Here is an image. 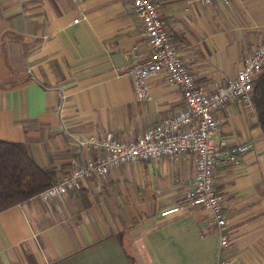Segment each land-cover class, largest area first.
Instances as JSON below:
<instances>
[{"label": "crops", "instance_id": "crops-1", "mask_svg": "<svg viewBox=\"0 0 264 264\" xmlns=\"http://www.w3.org/2000/svg\"><path fill=\"white\" fill-rule=\"evenodd\" d=\"M154 2L205 91L233 78L264 39V0ZM150 57L130 0H0V140L25 144L59 179L94 155L67 131L137 138L184 101L165 71L139 96L127 71ZM215 116L213 142L255 143L239 165L216 166L230 237L223 256L264 264V130L254 102ZM195 173L191 154L128 163L50 201L12 206L0 212V264H217L219 232L209 211L189 204Z\"/></svg>", "mask_w": 264, "mask_h": 264}, {"label": "built area", "instance_id": "built-area-1", "mask_svg": "<svg viewBox=\"0 0 264 264\" xmlns=\"http://www.w3.org/2000/svg\"><path fill=\"white\" fill-rule=\"evenodd\" d=\"M130 1L149 40L151 57L146 62L136 63L127 73L134 76L139 96L147 98L148 79L165 71L179 86L183 104L175 113L146 127L137 138L129 141L119 140L112 134L82 137L67 131L82 153L94 155L82 157L67 175L55 179L40 195L43 200L50 201L80 189L87 179L107 176L114 167L191 154L196 159V173L188 193L189 204L209 211L210 223L219 232L220 259L217 264H234L232 259L223 256V251L230 247L228 215L224 200L216 189L214 175L220 161L239 165L255 149V143L229 145L225 140L215 143L211 135L219 131L220 121L215 116L218 110L235 100L253 103L255 82L264 70V39L244 58L233 78L208 92L196 84L154 0ZM213 1L202 0L204 3ZM219 1L230 4L232 0ZM78 20L74 19L75 22Z\"/></svg>", "mask_w": 264, "mask_h": 264}, {"label": "trees", "instance_id": "trees-1", "mask_svg": "<svg viewBox=\"0 0 264 264\" xmlns=\"http://www.w3.org/2000/svg\"><path fill=\"white\" fill-rule=\"evenodd\" d=\"M260 75L253 102L264 130V72ZM55 178L54 170L42 168L32 159L25 144L0 140V212L39 195Z\"/></svg>", "mask_w": 264, "mask_h": 264}, {"label": "rangeland", "instance_id": "rangeland-1", "mask_svg": "<svg viewBox=\"0 0 264 264\" xmlns=\"http://www.w3.org/2000/svg\"><path fill=\"white\" fill-rule=\"evenodd\" d=\"M263 72H264V70H263ZM261 76V75H260ZM256 85V84H255ZM253 94H254V92H253Z\"/></svg>", "mask_w": 264, "mask_h": 264}]
</instances>
